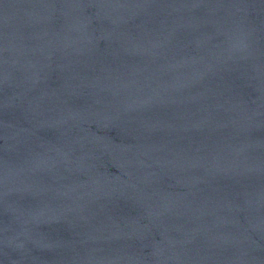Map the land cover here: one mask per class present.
I'll use <instances>...</instances> for the list:
<instances>
[{
    "label": "water",
    "instance_id": "water-1",
    "mask_svg": "<svg viewBox=\"0 0 264 264\" xmlns=\"http://www.w3.org/2000/svg\"><path fill=\"white\" fill-rule=\"evenodd\" d=\"M0 264H264V0H0Z\"/></svg>",
    "mask_w": 264,
    "mask_h": 264
}]
</instances>
